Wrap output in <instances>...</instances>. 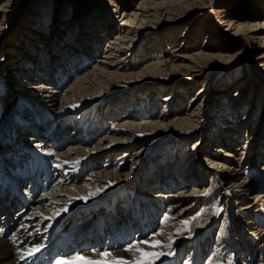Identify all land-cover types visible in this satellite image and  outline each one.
Instances as JSON below:
<instances>
[{"label": "bare ground", "instance_id": "1", "mask_svg": "<svg viewBox=\"0 0 264 264\" xmlns=\"http://www.w3.org/2000/svg\"><path fill=\"white\" fill-rule=\"evenodd\" d=\"M14 1L0 0V40L5 38L7 16L16 9ZM57 1H50L52 16L44 20L47 0H33L36 7H30V15L19 25V36L12 32L15 40L4 43L0 55V82L6 87L0 95V172L12 178L10 170L18 162L34 161L15 173L9 182L14 185L3 190L0 184V264H56L77 253L100 259L98 253L105 250L134 260L139 254L126 252L127 244L154 232L162 233L157 239L164 244L175 240L173 256L187 252L182 264H264V121L250 140L238 129L254 121L252 113L229 122L218 140L208 139L202 120L209 111L207 83L194 84L207 66H226L241 50L226 51L217 28L209 36L205 33V44L187 54L186 44L174 43L165 50L168 45L159 39L145 56L135 42L142 26H164L157 33L162 36L174 22L213 7L215 0H111L110 8L97 3L93 7L98 9L87 14L74 0L67 10L64 0ZM74 15L79 27L68 25L66 37L58 38L61 24L73 22L69 18ZM220 22L250 44L264 45V0H250L238 13H223ZM176 34L170 31L169 40L187 37L184 33L172 38ZM178 70H187L191 80L183 85L185 107L173 110L171 92L182 84L157 83L151 76ZM143 92L150 98L146 107L135 99ZM195 133L200 135L186 151L178 147L161 157V150ZM248 147L254 151L250 159ZM216 179L237 222L224 215L214 237L204 205L206 196L214 194ZM124 227L121 238L110 237ZM235 229L237 235H232ZM240 230L244 232L239 237ZM203 233L208 234L205 243L198 240ZM55 237L59 249L50 243ZM37 246H42L39 252L21 259ZM204 246L209 251L203 256ZM169 258L156 264H168Z\"/></svg>", "mask_w": 264, "mask_h": 264}, {"label": "rangeland", "instance_id": "2", "mask_svg": "<svg viewBox=\"0 0 264 264\" xmlns=\"http://www.w3.org/2000/svg\"><path fill=\"white\" fill-rule=\"evenodd\" d=\"M50 1H53V0H47L49 7L47 9L44 20H46L47 18L52 16L53 3H50ZM59 1L60 0H58L57 3L55 2V4L58 5ZM110 1L111 0H109V1L108 0H100V1L99 0H74V2H77V4H80L82 7L87 9V11L85 10L86 12L84 11V13H86V14L88 12H91V11L93 12L94 10L98 9V8L96 9L93 7L94 5H97V3H102L103 5L110 8V6H108ZM204 1H207V0H204ZM64 2L66 3V4L64 3L65 10H67L69 5L72 4V0H64ZM232 3H234L235 5L234 6L232 5L229 7V5H231ZM50 4H52V5H50ZM249 4H250V0H215L213 7H209V8L202 9V10L197 9L194 14L193 13L189 14L188 16L184 17L182 20H180V21L177 20L176 22H174V24H172V28H168L165 32L162 33V36L157 35V33H158V31H162L161 28L164 26H161L159 29H158V27L142 26V29H139L140 31L136 35L135 42L140 46L139 47L140 53H143V55L145 54V56H146V53H149V52H146V49L149 46H152V43H153V45H155L154 42L156 43L157 41H159V39H161L163 41V43L165 42L164 43L165 46L168 45L167 47H163V49H165V50L171 49V47L174 43H177L178 45H185L186 44L185 50L183 52L186 54H187V52L190 53V51L192 52V49H194L200 45L205 44V42L207 41V38H208V37H206L205 33H207V36H209V35H211L210 33L212 32V30L215 28H217L219 34L221 36H223L224 42H226V44L228 45V47L226 48L227 49L226 51H229L230 53H232L234 51H237V50L240 51L241 50V52L238 53V54H240L239 58L236 59L235 61H233L232 63L227 64L226 66L220 67V65H218V66H213L211 68H208V66H207V68L205 70H203V74L200 73V74H202L200 76L201 77L200 81H197L194 83L195 86L207 83L206 85L208 88L207 90H208L209 98L206 101L207 102L206 109H209V111L207 114H205V116L203 117L202 120H203V126H205L207 129V132L205 133V137H207L208 139H217L218 140L221 137V134L219 133L220 130L224 129L229 124V122H234L235 118H237L238 115L240 116V118H242L244 115H248L249 113L250 114L252 113L255 117L254 121L249 126H247L246 129H245L246 125H244V124L241 125L238 129L239 134L246 132L248 139L251 138L252 134H254L256 132L255 131L256 128L258 131V128H260L262 122L264 121V45H262L259 41H254L253 44H250L248 42V39H246L245 36H242L241 34H239V35L233 34V32L230 29H228V27H226V24H222L220 22L221 15H223V13H227V12H231V11L238 13V11H240L243 6H249ZM14 6L16 9L13 10L10 13V15L7 16V18L5 20V27H6V29L4 30L5 38L3 40H0V55L4 51V50H2V48H4L3 45H5L4 43H7V41L9 43H11L12 41L15 40V39H12L10 36L12 34V32L19 36L18 32H20L22 30V29H19V25H21L24 22V20L26 18H28V15H30V13H29L30 7H32V8L36 7V5L33 4V0H27V1L16 0V1H14ZM46 6H48V5H46ZM237 8H238V10H236ZM224 9H225V12H222V10H224ZM57 13L58 12H56V14ZM66 13L63 14V17H66V15H68L69 12L67 11ZM54 18H56V17L54 16ZM67 18H64L63 20L67 21L68 20ZM69 19L72 20L73 22L69 21L67 23H64L63 25L61 24V26L59 25L60 26L59 27V34L57 35V32L55 30L54 36L57 35L58 38L66 37L64 34H66V31H67L66 29H68L67 28L68 25L69 26L71 25V29L73 28V30L77 28V26L79 25V17L70 16ZM52 31H54V30H51L48 33H50V35H52V33H53ZM170 31H173L174 34L177 33L176 35H174L175 37L173 36L172 38H176V36H178L179 34L182 35V34L186 33L187 37H185V38L187 40L186 39L182 40L180 38H177L175 40V42H173L174 39L169 40V37H170L169 32ZM61 34H63V35H61ZM107 37H109L108 33L106 34L105 37H103V39H100L99 44L97 46L99 50L95 56L100 54V51H102L103 46H104L103 41L105 39H107ZM194 45H196V46H194ZM222 47L224 48V46H221V48ZM186 48L189 50H187ZM92 60H93V58H92ZM189 64H192V63H189ZM188 76H189V74H187V70H184L181 72L178 70V71H172L168 75H165V76L163 75V76H159L156 78L151 76V79L157 83H159V82L160 83H168V84H170V83L179 84L180 83V84H182V86L183 85L185 86L191 80ZM3 84H5V83H3V80H1V82H0V95H1L2 90L5 91V89H6V87ZM182 86L179 89L180 92L176 91V90L175 91L172 90V92H171L172 98L175 100V103L171 107V109H173V110H176L178 107L183 108V107H185V103H187L188 98H186V97L188 95L185 94V93H187L186 88L184 86L183 87ZM224 86H228V88H229V89L228 88L226 89L225 93L218 94V95L214 94L215 92H218L221 90V89H219L220 87H224ZM195 89H192L191 91H189L190 95H192L194 93ZM163 93L164 92H161L159 94H163ZM179 94H181V95H179ZM159 97H160V95L156 96V99L158 100ZM130 99H133V98L131 97ZM135 99L136 100L140 99V101L142 103L144 102V107H146L148 104H150V98L148 97V94H146L144 92L141 94V96L139 95ZM156 99L153 100V102H156ZM146 103H147V105L145 106ZM130 105H127L126 107L128 108ZM237 105H239V106L237 107ZM154 106H156L155 109H158L157 103H155ZM21 115L23 116V114H20V116ZM105 124H106V122H105ZM255 125H257V126L255 127ZM198 135H200V134H198V133L193 134V137L191 136V138L183 141V143L181 142V144L180 143L177 144L176 142H175L176 144H174V145L171 144V146H169L168 149L161 150V154H160L161 157L165 156L167 151H172V153H175L178 147L179 148L181 147L183 149V151H186L185 149L188 147L190 142L195 140L198 137ZM238 136L240 137V135H238ZM204 148H206V147H204ZM246 156H249L248 159H250V157H252V156L254 157V151L250 153L249 147L247 149ZM151 157L150 158L148 157L147 161L150 162ZM180 157H181L180 161L183 160L184 156H180ZM201 159L204 160V158H201ZM204 161L202 162L203 163L202 165H203V167H206L207 163H206V161L205 162ZM33 163H34V161H31V162L25 161V162H23V164H21V162L20 163L18 162L17 165L15 166V169L13 168L12 170H10L11 172L9 174L12 175V178L11 177L7 178V176L2 175L3 172L2 173L0 172V184L2 186L1 189H3V190L7 189V185L12 180H15V176H16L15 173H18L21 170V168L23 167V165L24 166L27 165L29 167H32ZM0 164H2V160H0ZM4 165H7V164H4ZM153 165H154L153 168H155L156 167L155 164H153ZM0 170H3V168H1ZM8 170L9 169L6 167V171H8ZM209 179L210 178H208V175L206 174L205 180L208 182ZM219 181H220L219 179L215 180V182L217 184L215 183L216 189H214L215 190L214 194H210V195L208 194L206 196V198H208V200L206 199V201H205L206 204L204 205V208L206 210L208 209V212H209V213L207 212L208 214L205 213L204 218L211 217L210 231L213 232L214 237L217 235L218 229L221 226L224 215L227 216L228 219L230 218L231 222H234V223L237 222V221H235V218H236L235 210L233 211L229 207V205L227 203H230V202L227 199H224V197L222 196V195H224V193H223L224 188H223V185L220 184ZM4 188H6V189H4ZM36 188H37V184H35V188L33 190L35 191ZM242 192L244 193L243 190L239 191V193H241V194H242ZM248 192H250V190ZM249 196H250V194H249ZM214 200L216 202H214ZM195 208H197L196 211L199 210L198 206ZM261 217L264 218V212H262ZM201 221L203 222V218H201ZM197 228H199V226ZM122 230L123 231L121 233L120 232L114 233L113 235H111V237H113L116 234H124L126 228L124 227V228H122ZM233 231H234V229H233ZM242 231L244 232V230L239 231V237H240V233L241 234L243 233ZM237 232L238 231H236V229H235V232H232V235H237ZM62 233L64 234L63 231H62ZM207 235L203 233L202 235H200L198 237L199 238L198 240H200L201 243L202 242L205 243ZM126 236H127V234L125 235V237ZM69 239L70 238L66 237L67 241ZM246 239H247V237H246ZM247 241H248V239H247ZM50 243L54 246V248L59 247V242L56 240V237L52 238ZM114 245L117 246L116 243ZM188 245L189 244H186L185 251L188 249ZM251 246L252 245L250 244L249 249L251 248ZM205 248H206V250H205ZM202 251L204 252V254H203V256H204L209 251V247L204 246ZM183 252H184V250H183ZM183 252L179 255L171 256V258H169L170 263H168V264H182V260L187 254V252H186V254L184 256ZM176 256H178V257H176ZM174 257H175V259H174ZM201 260H203V259L201 258ZM206 260H207V258H206ZM206 260H204V261H206Z\"/></svg>", "mask_w": 264, "mask_h": 264}, {"label": "snow or ice", "instance_id": "3", "mask_svg": "<svg viewBox=\"0 0 264 264\" xmlns=\"http://www.w3.org/2000/svg\"><path fill=\"white\" fill-rule=\"evenodd\" d=\"M73 107H75V105H73ZM206 194L207 193H204V195ZM77 199L86 198L77 197ZM64 211H67V209L65 208ZM165 219L167 220V217ZM183 223L187 225L189 222L184 221ZM21 227H23V225H21ZM161 234V232H154L147 239L133 240L129 242L124 250L126 252H137L139 255L134 260H128L124 257H115L113 256L112 252L105 250L98 253L100 259H92L91 257H86L80 253H77L70 259L61 257L59 260H57L56 264H156L157 261H161L162 257H170L175 254V251L173 249L175 240L170 238L169 243L164 244L162 241L157 239V237ZM141 245H146L147 248H142ZM41 247L42 246H37L32 248L27 252V256L21 255V259L31 258L35 255V253L41 250ZM164 248H167L168 251H164ZM93 251L95 252V250Z\"/></svg>", "mask_w": 264, "mask_h": 264}]
</instances>
